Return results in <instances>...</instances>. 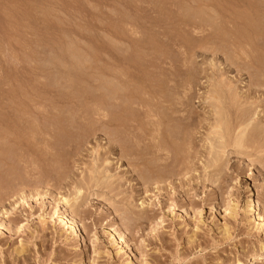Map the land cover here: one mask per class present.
I'll return each instance as SVG.
<instances>
[{
  "label": "rangeland",
  "instance_id": "1",
  "mask_svg": "<svg viewBox=\"0 0 264 264\" xmlns=\"http://www.w3.org/2000/svg\"><path fill=\"white\" fill-rule=\"evenodd\" d=\"M247 1L0 0V264H264Z\"/></svg>",
  "mask_w": 264,
  "mask_h": 264
},
{
  "label": "bare ground",
  "instance_id": "2",
  "mask_svg": "<svg viewBox=\"0 0 264 264\" xmlns=\"http://www.w3.org/2000/svg\"><path fill=\"white\" fill-rule=\"evenodd\" d=\"M38 1V0H37ZM219 1V0H218ZM256 1V0H255ZM264 1V0H263ZM52 2V1H51ZM55 2V1H54ZM57 2V1H56ZM80 2V1H79ZM191 2V1H190ZM246 2H249V1H247L246 0ZM251 2V1H250ZM39 3V2H38ZM59 3V2H58ZM64 3V2H63ZM81 3V2H80ZM254 3V2H253ZM255 3H257V2H255ZM214 4V3H213ZM252 4V3H251ZM258 4H260V3H258ZM75 5V4H74ZM255 5V4H254ZM73 6V5H72ZM240 6H241V4H240ZM74 7V6H73ZM76 7V6H75ZM217 7V6H216ZM244 7V6H243ZM81 8V7H80ZM84 8V7H83ZM219 8V7H218ZM231 8V7H230ZM256 8V7H255ZM53 9V8H52ZM51 9V10H52ZM79 9V8H78ZM206 9V8H205ZM258 9V8H257ZM256 9V10H257ZM49 10V9H48ZM75 10V9H74ZM182 10V9H181ZM260 10V9H259ZM58 11V10H57ZM254 11H255V9H254ZM90 12V11H89ZM200 12V11H199ZM240 12V11H239ZM246 12V11H245ZM78 13V12H77ZM236 13H237V11H236ZM87 14H88V12H87ZM197 14V13H196ZM264 14V13H263ZM77 15V14H76ZM89 15V14H88ZM242 15V14H241ZM50 16V15H49ZM56 16H57V14H56ZM80 16V15H79ZM199 16V15H198ZM43 17V16H42ZM62 18V17H61ZM94 18V17H93ZM231 18V17H230ZM55 19H57V18H55ZM245 19V18H244ZM251 18H249V20H250ZM45 20V19H44ZM208 20V19H207ZM236 20V19H235ZM41 21V20H40ZM51 22V21H50ZM226 22V21H225ZM229 22H232V21H229ZM250 22V21H249ZM73 23V22H72ZM238 23V22H237ZM245 23H246V21H245ZM248 23V22H247ZM259 23V22H258ZM43 24V23H42ZM206 24V23H205ZM218 24V23H217ZM74 25V24H73ZM235 25V24H234ZM260 25V24H259ZM261 25H262V23H261ZM260 25V26H261ZM215 26V25H214ZM254 26H256V25H254ZM259 26V27H260ZM196 27V26H195ZM213 27V26H212ZM223 27V26H222ZM248 26H246V28H247ZM68 28V27H67ZM197 28H199V27H197ZM206 29V28H205ZM254 29V28H253ZM261 29V28H260ZM71 30V29H70ZM201 30V29H200ZM255 30V29H254ZM264 30V29H263ZM240 31H241V29H240ZM256 31V30H255ZM205 32V31H204ZM223 32V31H222ZM261 32H263V31H261ZM243 33V35H244V32H242ZM246 34V33H245ZM252 34V33H251ZM259 34V33H258ZM77 35H79V34H77ZM115 35H116V33H115ZM241 35V34H240ZM80 36V35H79ZM247 36V35H246ZM255 36V35H254ZM81 37V36H80ZM116 37V36H115ZM239 37V36H238ZM223 38V37H222ZM255 38V37H254ZM85 39V38H84ZM246 39V38H245ZM249 39V38H248ZM113 40V39H112ZM241 40V39H240ZM69 41V40H68ZM248 41V40H247ZM88 42V41H87ZM94 42V41H93ZM115 42V41H114ZM246 42V41H245ZM218 43V42H217ZM70 44V43H69ZM91 45V44H90ZM88 47V46H87ZM94 47H95V44H94ZM91 48V47H90ZM248 49V48H247ZM239 51V50H238ZM113 53V52H112ZM249 53V52H248ZM252 53V52H251ZM239 54V53H238ZM74 55V54H73ZM112 55V54H111ZM94 56V55H93ZM87 58V57H86ZM262 58V57H261ZM117 59V58H116ZM120 59V58H119ZM126 60V59H125ZM254 61V60H253ZM131 62V61H130ZM123 63V62H122ZM112 64H114V62L112 63ZM115 66V65H114ZM113 70H115V69H113ZM119 71V70H118ZM120 71H121V69H120ZM115 73H116V71H114ZM113 72V73H114ZM101 73V72H100ZM136 73V72H135ZM110 75V74H109ZM120 75V74H119ZM121 76V75H120ZM128 80V79H127ZM115 82V81H114ZM152 82V81H151ZM113 83V82H112ZM149 84V83H148ZM150 87V86H149ZM148 87V88H149ZM172 97V96H171ZM111 102H112V99H111ZM114 104V103H113ZM120 104H122V103H120ZM100 112V111H99ZM170 112V111H169ZM97 113V112H96ZM256 116V115H255ZM97 117H98V115H97ZM255 118V117H254ZM227 119V118H226ZM229 119V118H228ZM252 119V118H251ZM248 121V120H247ZM218 123H219V125H221V124H223V122L221 121H218ZM221 123V124H220ZM227 123V122H226ZM225 123V125H227V126H229L228 124H226ZM233 124V123H232ZM240 124V127H237V128H239V131H235V130H237V128L234 130V132H236V133H234L233 135H232V133L230 132V131H232V129L233 128H231V130L229 131L228 130V132H230V133H227L229 136H228V138H233V141H232V143L233 144H235V145H237V146H239L241 143H243V141H244V139H245V137H246V132H247V130H248V128H249V126L250 125H252V124H249V123H244V121H243V123H239ZM218 125V126H219ZM222 127V126H221ZM221 127H219L218 129H220V131H221ZM224 127V126H223ZM234 127V126H233ZM224 128H227L226 126L224 127ZM227 131H226V129H225V132H223V133H226ZM222 133V132H221ZM6 134H8V133H6ZM220 136H221V134H219ZM223 135H225V134H222V136ZM221 136V137H222ZM227 137V136H226ZM222 140L224 141V138L222 137ZM230 141V140H229ZM229 141H227L228 142V144H229ZM177 142V141H176ZM226 142V143H227ZM224 144V143H223ZM222 145V144H221ZM224 146V145H223ZM162 147V146H161ZM225 147V146H224ZM237 148V147H236ZM6 151V150H5ZM79 192H80V190H79ZM248 206L251 208V211H254L255 213L256 212H258V209H259V206H260V202H259V200L257 199H250L249 200V202H248ZM259 214V213H258ZM257 214V215H258ZM259 216V215H258ZM61 218V220H62V222H64L66 225H67V227H68V229H70V233L71 234H73L75 237L76 236H78L79 235V231H78V223H77V221L73 218V217H71L70 215H65V216H62V217H60ZM263 218V216L262 215H260V219H262ZM109 231V230H108ZM112 236L113 237H116L115 236V234L114 233H112Z\"/></svg>",
  "mask_w": 264,
  "mask_h": 264
}]
</instances>
